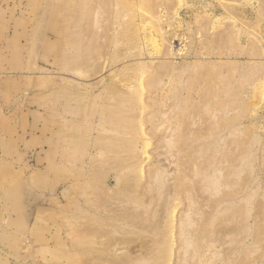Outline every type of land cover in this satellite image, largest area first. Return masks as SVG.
<instances>
[{
    "label": "rangeland",
    "instance_id": "rangeland-1",
    "mask_svg": "<svg viewBox=\"0 0 264 264\" xmlns=\"http://www.w3.org/2000/svg\"><path fill=\"white\" fill-rule=\"evenodd\" d=\"M0 264H264V0H0Z\"/></svg>",
    "mask_w": 264,
    "mask_h": 264
},
{
    "label": "bare ground",
    "instance_id": "bare-ground-1",
    "mask_svg": "<svg viewBox=\"0 0 264 264\" xmlns=\"http://www.w3.org/2000/svg\"><path fill=\"white\" fill-rule=\"evenodd\" d=\"M151 38H152V37H151ZM153 39H154V38H153ZM153 42H154V40H153ZM134 91H135V92H134ZM134 91H133V92L135 93V97H136V98L140 97V94H141V93H140V90L135 88ZM139 138H140V137H139ZM143 138H144V137H143ZM143 138H142V139H143ZM140 139H141V138H140ZM134 140H135V139H134ZM143 141H144L145 143H144V144L142 143V144H143V146H142V148H141V152H142V153L145 152V150H146L145 147L149 144V143H148L149 140H145V139H144ZM133 142H134V141H133ZM139 144H140L139 142H138V145L136 144V141L134 142V146H135V150H134V152H136V149H137V150H138V149L140 150L141 145L139 146ZM142 153H141V154H142ZM94 155H95L96 157H100V158H101V157H102V152L98 151V152L94 153ZM138 168L140 169V165H138ZM138 168H137V169H138ZM206 177H207V176H206ZM126 183H127L128 185H127V187H125V186L123 187V186H122V187H123V190H127V191H129V190L131 189L132 186H130V184L127 182V180H126ZM123 184H124V183H123ZM124 188H125V189H124ZM171 226H172V224H171ZM170 235H171V233H170ZM169 241H170V240H169ZM96 250H97L98 252H101V251H104V250H105V247H103V248H102V247H99V248H97ZM102 254H103V253H102Z\"/></svg>",
    "mask_w": 264,
    "mask_h": 264
}]
</instances>
